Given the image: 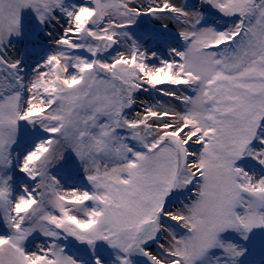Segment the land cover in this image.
Returning <instances> with one entry per match:
<instances>
[{
	"label": "rangeland",
	"instance_id": "rangeland-1",
	"mask_svg": "<svg viewBox=\"0 0 264 264\" xmlns=\"http://www.w3.org/2000/svg\"><path fill=\"white\" fill-rule=\"evenodd\" d=\"M124 1L103 0L107 27L92 31L132 50L114 72L129 82L141 74L143 86L149 76L142 93L161 100L170 97L157 88H185L181 118L204 141L188 226L165 218L184 249L172 264H264V0H203L213 18L182 39ZM56 10L79 27L93 6L0 0V264H124L138 224L165 196L174 155L165 147L148 156L135 135L115 133L116 85L93 72L91 46L62 70L38 39ZM22 37L21 60H7L3 49ZM101 160L111 166L100 170ZM83 165L94 171L83 175ZM196 181L185 169L179 196ZM144 246L131 264H163Z\"/></svg>",
	"mask_w": 264,
	"mask_h": 264
},
{
	"label": "bare ground",
	"instance_id": "bare-ground-1",
	"mask_svg": "<svg viewBox=\"0 0 264 264\" xmlns=\"http://www.w3.org/2000/svg\"><path fill=\"white\" fill-rule=\"evenodd\" d=\"M202 1L203 0H195V3H189L188 0H126L123 4L131 10L148 14L150 20L154 24L171 28L178 33V35L186 36L191 35L195 25L203 21L207 15L204 6H202ZM53 18L55 19L51 20L52 24L46 28L47 31L42 37L49 41V44L54 49V54L61 60L62 66L65 67L68 64L66 59H64L62 48H64L67 42L62 36L58 35V32L61 31L62 34L69 36V38H74L77 31L75 27L71 25L69 19L60 15L57 10L54 12ZM118 49V55L110 60V63L116 59L131 64L133 60L132 50L123 45H119ZM5 52H9V55L15 57L19 55L20 48L15 47V45L11 43L10 47L6 46ZM163 92L168 98L170 97L173 99L161 100L164 106L160 107V111H158L157 105L154 107L153 105H149L151 110L154 111L155 108L157 115V117L150 119V123L156 127L160 126L159 132H169L170 134L180 136V139L187 144L188 163L190 168L195 172L200 165L199 161L203 152V143L197 138V133H195L179 115L182 113V107L179 101L183 99L185 90L184 88L180 90L168 89ZM149 98V96L141 97L142 103L147 106L150 101ZM144 115H146V112L138 111L136 117L142 119ZM163 116L167 117L164 118ZM110 166V163L101 160L97 167L103 170ZM93 171L94 170L89 169L86 165L81 167L83 175H89ZM200 185V183H196V188L193 189V192H199ZM191 199L193 200V195H189V200ZM188 203V200L175 203L172 207H169L165 215L171 218V220L179 222L182 227L188 226L191 217ZM145 249L152 257L163 264H172L182 261L184 249L182 247L180 233L174 222L170 224L166 221H162L159 238L154 243L147 245Z\"/></svg>",
	"mask_w": 264,
	"mask_h": 264
},
{
	"label": "water",
	"instance_id": "water-1",
	"mask_svg": "<svg viewBox=\"0 0 264 264\" xmlns=\"http://www.w3.org/2000/svg\"><path fill=\"white\" fill-rule=\"evenodd\" d=\"M93 3H94L95 11L90 16L88 22L85 24L83 31H84L85 35L91 41H93L94 43L97 44V49L94 53V58H96L101 52H106V53H109L112 55L116 52V48L113 49L114 44H115L114 40L111 38H108L106 36H103V37L93 36L89 31L90 26H95L96 24L100 23L102 20L101 0H94ZM95 69H96L97 73H99L100 75L112 78L113 80H115L117 82L118 93H121V90L123 88L131 90V87H126L125 82L121 78H118V77L108 73L106 68H103L99 64L95 63ZM129 107H130V103H127L123 108V101H122V98H120V109H119V113H118V116H117L116 121H115L116 129H118L120 131L136 130L138 135H139L140 142L142 143L143 138H142V130H141L140 126H127L121 120L122 116L129 109ZM165 144H170L171 146H173V148L175 150V166H174V170H173V174H172V184H171V187L169 189V193H168L166 200L163 202V204L160 206V208L156 211L154 217L142 222L138 226L133 241L131 242V244L126 249V255H127L126 264L130 263V260H129L130 251L133 249V247L136 244H138L140 242H150L154 239L155 235L151 236V234L153 233V231H156L158 229V224L161 220L163 213H165L169 209V207H171V205L173 204L174 199L176 197V194L178 192L179 178H180V175H181L183 167H184V153H183V150H182L179 142L172 137L165 136L155 146H153L152 148H148L147 151L149 153L156 152L161 146H163Z\"/></svg>",
	"mask_w": 264,
	"mask_h": 264
},
{
	"label": "trees",
	"instance_id": "trees-1",
	"mask_svg": "<svg viewBox=\"0 0 264 264\" xmlns=\"http://www.w3.org/2000/svg\"><path fill=\"white\" fill-rule=\"evenodd\" d=\"M115 133H117V132H115ZM127 141H128V143H125V147L128 148L131 151L132 150V145L130 144V140H127ZM123 146H124V143H123ZM131 152H133V151H131ZM133 155L134 154H132V153H127L128 160H131V161L135 160Z\"/></svg>",
	"mask_w": 264,
	"mask_h": 264
}]
</instances>
